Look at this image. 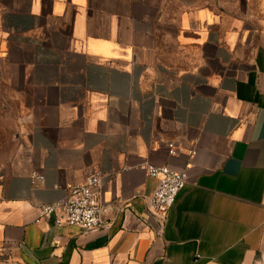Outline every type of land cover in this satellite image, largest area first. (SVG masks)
<instances>
[{
    "label": "crops",
    "instance_id": "0c3cea01",
    "mask_svg": "<svg viewBox=\"0 0 264 264\" xmlns=\"http://www.w3.org/2000/svg\"><path fill=\"white\" fill-rule=\"evenodd\" d=\"M0 84L34 152L0 173V264H264V0H0ZM147 164L187 176L164 221ZM99 173L101 230L37 223Z\"/></svg>",
    "mask_w": 264,
    "mask_h": 264
},
{
    "label": "built area",
    "instance_id": "2783aa9c",
    "mask_svg": "<svg viewBox=\"0 0 264 264\" xmlns=\"http://www.w3.org/2000/svg\"><path fill=\"white\" fill-rule=\"evenodd\" d=\"M180 152L175 143L168 144L170 156L176 157ZM194 154L195 149L189 152L190 157ZM143 169L147 176L155 177L159 183L150 200L148 212L152 217L164 221L185 187L187 176L184 172H175L168 166L147 164ZM108 177L109 175L103 173L93 174L72 184L63 200L38 208L37 223L47 222V219L54 216L56 225L61 228L77 227L84 232L101 230L105 226L103 216L109 212L103 198V185ZM43 181L41 174H32L33 187H39Z\"/></svg>",
    "mask_w": 264,
    "mask_h": 264
},
{
    "label": "rangeland",
    "instance_id": "374dc122",
    "mask_svg": "<svg viewBox=\"0 0 264 264\" xmlns=\"http://www.w3.org/2000/svg\"><path fill=\"white\" fill-rule=\"evenodd\" d=\"M26 111L12 92L0 84V173L18 174L27 171L34 161V152L24 134Z\"/></svg>",
    "mask_w": 264,
    "mask_h": 264
}]
</instances>
